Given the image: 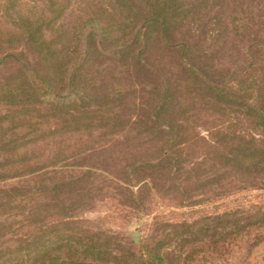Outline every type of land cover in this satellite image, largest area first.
Segmentation results:
<instances>
[{"label":"rangeland","instance_id":"obj_1","mask_svg":"<svg viewBox=\"0 0 264 264\" xmlns=\"http://www.w3.org/2000/svg\"><path fill=\"white\" fill-rule=\"evenodd\" d=\"M260 1L264 0H243L248 23ZM212 2L207 1L209 11L217 5V0ZM231 15L236 14L230 12L223 19ZM129 20L130 13L116 0H0V189L81 178L51 193H34L20 203L2 195L0 240L61 221L57 226L114 231L135 248L141 243L145 253H159L161 264H264V173L256 170L257 159L164 162L152 171L143 168L144 161H152L165 147L159 149L156 139L168 121L175 132L226 131L236 119L223 104L211 105L185 93L181 98L185 103L166 106L152 119L150 102L148 107L142 102L150 96L148 91H138L124 66L105 57L91 67L88 81L94 90L87 93L97 96L90 101L81 97L79 103L50 104L44 96L35 98L36 87L33 92L20 82L22 70L29 77L50 71L37 55L41 39L67 43L92 22L115 28ZM33 23L40 24L41 39L29 46L21 35ZM255 28L249 24L250 42L264 39V30ZM220 38L233 51L209 48L213 75L221 68L232 71L230 60L238 66L248 43L227 29ZM224 53L228 59L221 60ZM51 83V91L67 96V86L56 79ZM196 143L184 144L181 156L186 151L197 154ZM141 181L143 189L131 206L118 205L116 201L123 198L116 193L125 192L124 184L135 190ZM226 213L225 227L215 228L212 219ZM243 217L251 223L241 229ZM212 232L219 235L218 241L212 240ZM144 255L148 264L151 257Z\"/></svg>","mask_w":264,"mask_h":264},{"label":"trees","instance_id":"obj_2","mask_svg":"<svg viewBox=\"0 0 264 264\" xmlns=\"http://www.w3.org/2000/svg\"><path fill=\"white\" fill-rule=\"evenodd\" d=\"M116 1L122 10L130 13L128 24L111 28L92 22L77 38L67 43L42 40L38 23L25 26L21 36L29 46L30 41L41 39L43 46L37 55L39 59H45L50 71L37 75L38 77H29V73L22 70L20 82L33 92V87H36L38 94L35 98L44 96L50 104L79 103L81 97L90 101L97 96L87 93L94 90L88 81L91 67L96 59L108 58L118 67L124 66L126 74L133 80L132 84L139 88L138 91H148L150 96L142 102L147 107L146 103L150 102L149 106L154 112L149 113L153 114L149 116L151 118L158 116L166 106L185 103L181 98L188 93L199 100L204 98L211 105L223 104L224 110L236 119L226 131H206V134H187L180 132V129L177 132L171 131V123L168 121L166 129L160 131L161 138L156 139L160 144L159 149L165 147L152 161H144L143 168L152 171L162 168L161 164L164 162L195 164L199 160H227L231 163L234 160L240 162L257 159L256 170L264 173V39L257 42H250L252 39H248L250 23L256 26V31L264 30V1H260L250 23L246 12L247 4L243 0H222L223 3L217 0V5H213L210 11L207 7L208 0ZM208 12V18L204 20L203 17ZM230 12L236 15L224 20L223 17ZM243 12H246L245 15L240 16ZM244 18L246 23H243ZM226 29L233 36L234 33L242 36L248 43H245L238 66L233 67V60L229 59V66L233 70L223 71L221 68L213 75L215 70L209 48L215 47V52L228 48L233 51L220 38ZM202 42H207L205 47H202ZM224 59H228V53L222 55L221 60ZM55 79L67 86L66 97L51 91V82ZM40 86L49 90H40ZM2 89L0 83V90ZM195 140L199 141L195 144L199 148L198 153L186 151L182 157L179 153L181 147L186 143L192 144ZM80 179L77 177L72 180L68 177L66 181L48 184L44 181L37 186L22 184L19 187L0 189V197L11 195V198L16 197V202L20 203L34 193H51ZM144 182L141 181L135 190L124 184L125 192L116 193L123 198L117 200V204L131 206L130 202L139 197ZM244 212L249 213L246 210L240 211ZM225 215L229 214L217 215L212 219L216 224L215 228L225 227L229 221V216ZM247 219L243 217L241 229L250 225L251 221ZM59 222L1 239L0 264H144V254L151 257L148 264L162 263L159 253H145L141 243L135 248L131 240L126 241L114 231H88L70 224L57 226ZM211 236L213 241L220 239L216 232H212ZM140 240L141 237L138 242Z\"/></svg>","mask_w":264,"mask_h":264}]
</instances>
